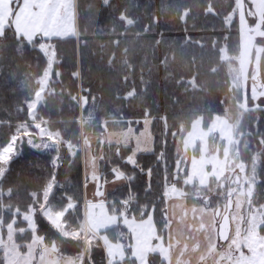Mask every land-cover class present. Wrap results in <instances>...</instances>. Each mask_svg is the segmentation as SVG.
Returning a JSON list of instances; mask_svg holds the SVG:
<instances>
[{"label":"trees","instance_id":"16d2710c","mask_svg":"<svg viewBox=\"0 0 264 264\" xmlns=\"http://www.w3.org/2000/svg\"><path fill=\"white\" fill-rule=\"evenodd\" d=\"M214 0H211L213 2ZM235 0H230V5L226 12H219L218 16L208 15L204 13V8L208 5L209 0H135V3L140 6V9L135 10L136 14L140 16L141 24L139 28H132L128 30V33L120 39V46L114 48L112 41L117 39V35L112 33V25L107 24L103 19H98L96 13L88 12L86 9L89 5L100 6L101 0H77L79 5L78 16V29L82 33V41L86 40L88 43L87 48L80 50V62L83 65L84 87L89 86L93 89V94L97 98L98 111L95 114V119L92 120L87 127H84L80 123L72 124H57L55 127L69 131L66 135L69 136L73 146L81 148L82 134L87 132H105L111 130H121L128 128L129 125L126 121L135 120L139 118L140 111L147 106L152 109V115L154 117L162 118L167 113L166 125L162 119H157L153 132L157 136L156 139V151H165L166 159H157L155 154L141 153L138 156L140 162L145 165H151V191H148L145 187L146 177L139 169L133 170L130 165L123 164L121 156H114L110 161V165L105 167V174L108 180L116 179L112 174L114 165H122L129 172L134 173L136 178L132 181H128L122 187H119L108 196V205L110 211L118 212L122 214L124 206L138 215L139 209L142 205H150L153 201L156 202L158 209L167 206V197L165 202H161V182L165 177V165L167 166L168 179L173 183L179 185L181 188L184 186L182 183L183 176L187 175L181 169V178L175 179L174 173L176 168V162L180 160L184 149L182 144L179 145L180 139L190 131L195 120L202 118L205 128L212 124V120L219 116L226 114L229 109L234 117L239 118L241 113H236L239 110L238 104L243 100L242 91L236 89L233 86L229 67L227 62L222 59V52L225 46L232 54H237L240 51V27L239 21L231 25L229 31L227 22H225V16L231 11ZM149 6L147 13L143 12L144 6ZM191 8V16L189 17V33L193 39L202 37L206 44L204 48L191 46L188 49H181L176 47L175 49H169L167 55L169 56L170 64L169 71L173 73L174 79L165 80L166 75L164 67L159 66L153 69L151 77L152 83L150 85L148 94L144 97L145 103L140 104L139 100L128 102L120 101L116 102L113 99V94L121 90L123 85L120 82L119 77L127 74V69H123L121 60L123 59L121 52L124 47H129L130 51L135 54L131 57V63L135 66V71L131 73L132 78L136 80L137 89L143 88L139 85L141 60L147 53L149 65L160 64V60L163 59L165 54L164 45L155 53V59L152 58L151 41L160 32H163L164 37L169 40L182 41L184 38L183 24L178 19V15L184 8ZM159 18V24L155 26L156 32L150 33L148 36L137 39L135 33L138 30L143 29V25L151 23L152 15ZM195 22L196 27L192 28L191 24ZM213 28L215 31H213ZM123 28L119 27L117 22V33L122 32ZM227 36V38H225ZM212 37H218L219 43L216 45V50L212 48ZM58 38L53 39V43H56ZM264 38L261 39V42ZM264 43V42H263ZM58 62L60 63V70L65 74L62 77V84H54L49 87V90H55L59 92L63 89L65 92L68 90V86H71L72 91L78 90L79 81L74 80L71 77V72L76 70L78 54L75 48V37L72 38L71 43L61 42L58 45ZM112 52L116 53V64L120 68L119 72H109L107 70V61ZM24 58L16 56L13 49H9L5 54V59L0 60V63L4 64L3 68H0V143L3 142L4 134L8 131L6 123L11 121L15 123L18 119H24L25 113L22 111L16 114L15 107L19 104L27 95L23 87V74L27 73L31 77V84L33 91L38 87L35 81L40 78L43 69L45 68V61L41 58L37 60V56L41 55L37 51L29 49L25 53L19 54ZM196 57L195 70L199 73L197 83L203 90L192 92L189 89L188 92L183 90V85H177L176 80L184 77L190 79L191 70L186 67L187 61L192 57ZM103 57V61H101ZM174 57V59H173ZM144 65L145 79H148V67ZM16 72L17 78H10V72ZM21 77V79H20ZM102 81V86H101ZM131 83V82H130ZM15 89V91H13ZM130 90V89H129ZM119 95H125V92H119ZM64 100V107L62 113L53 111L51 113L54 120H72L74 119L73 111L75 105L68 102L67 96H56V100ZM264 100V99H262ZM223 101V103H221ZM126 107L123 112L116 114V108L118 104H124ZM128 103L130 104L127 107ZM86 115V113H85ZM45 118H48V114H45ZM257 120L259 121L257 127ZM121 121H124L123 123ZM137 126L132 124L130 126ZM243 129H246L251 133L248 135V141H250V148L259 149L260 156L262 157L261 171H260V193L264 194V146L259 143V137L264 134V111L248 110L245 112V118L243 122ZM165 127L167 128V145L166 149H162L161 138L164 137ZM183 140V139H182ZM182 143V141H181ZM199 150V144L196 145ZM110 149L115 147L117 152L121 155L126 154L129 148L125 146L109 145ZM24 157L19 159L13 170V175L16 178V184L20 185L19 191H15V185H13L12 195H8L7 184L0 185V217L2 218V229L4 233H8L7 225L11 224L18 228H27L25 232L18 231L16 233V240L20 242L21 248H25V244L28 241H32L34 235L39 233L45 237L47 243L55 241L56 245L60 247L63 252L77 253L82 251L84 245L83 239L78 241L81 244L78 245V241L66 242L65 244L59 242L62 237L58 231L52 227L50 222L45 218V215L41 214V206L43 204V198L37 200L30 192H39L44 178L47 175L45 170L40 167H32V164L38 163L47 165L50 159L47 151H38L31 149L29 146L24 145ZM199 154V151L198 153ZM246 154V153H245ZM249 156L247 160L250 162L252 156ZM189 154L186 155L188 157ZM244 156V155H243ZM245 157V156H244ZM189 158V157H188ZM68 152H64V168L60 169L57 179L61 182L65 180L66 175L71 171L72 185L68 186V191L73 193L77 200L80 202L79 206L74 212H68L65 216L67 221V228H81L85 222V201L83 184V164H82V152H80L70 170L67 165ZM187 187V186H186ZM188 190L190 186L187 187ZM136 195V200H131L130 196ZM191 195L188 197L189 204H195V201L191 199ZM127 201V203H124ZM53 203L57 208L63 206V201L59 198ZM35 204V212L37 213L36 221L39 223V228L34 230L29 227V221L25 217L26 214L32 212V206ZM156 222L161 231L163 220L159 213L156 217ZM84 227V226H83ZM127 227L121 223L106 229L104 232L113 240L125 241V246L128 253H131L132 248L128 247L131 238L129 240L123 239L118 232L125 230ZM166 232V231H165ZM63 242L65 239H62ZM77 242V243H76ZM75 243V244H74ZM72 244V245H70ZM80 247V248H79ZM91 253V259L95 264H106V250L104 249L102 240L96 243ZM3 254H0V264H5L2 258ZM85 264H88L85 261ZM115 264H137V260L134 258H127L122 262H116Z\"/></svg>","mask_w":264,"mask_h":264},{"label":"snow or ice","instance_id":"6c2138e0","mask_svg":"<svg viewBox=\"0 0 264 264\" xmlns=\"http://www.w3.org/2000/svg\"><path fill=\"white\" fill-rule=\"evenodd\" d=\"M149 6L145 5L143 12L146 14ZM225 7H227V0H225ZM140 9V6L135 3V0H101L100 6L89 5L86 11L96 13L98 19H103L107 24L112 25V33L117 35V39L112 41L114 48L120 46V39L128 33L129 29L139 28L141 24V19L135 10ZM7 11L9 15V23L0 27V60L5 59L6 52L11 48L15 51L16 56L24 58L22 53H25L29 49L37 51L41 55L37 56V60L43 59L45 61V68L39 79L35 81L38 87L33 91L31 84V77L27 74H23V87L28 91L27 95L19 104L15 107L16 114L20 112L25 113L24 119H18L15 123L11 121L6 123L8 131L4 134L3 142L0 143V185L7 184L8 195L11 196L13 192V185H15V191H19L20 185L16 184V178L13 175L14 167L16 166L19 159H22L25 155L24 145L29 146L31 149L38 151H47L49 153L50 159L47 165H42L38 163H33L32 167H40L42 170L47 172L44 182L39 192H30L37 200L41 197L43 198V207L41 209V214L48 217L49 222L57 221L62 224L63 228H58L57 230L63 236L65 240L75 239L71 234L67 233V221L64 219L68 212H74L79 206V201L76 196L68 191V186L72 185L71 171L66 175L63 182L57 179L60 169L64 168V152H68L69 163L67 167L71 170L73 164L75 163L77 155L81 152V148L78 146H73L68 135V129H60L55 127L57 124H72L80 123L84 127L95 119V114L98 111L97 108V96L93 94V89L91 86L84 87V76H83V65L80 62V50L82 48H87L89 45L86 40L81 39L82 33L77 27V19L79 16V5L77 0H0V15H3ZM191 8H184L182 12L178 15V19L183 24L184 38L182 41L173 40L169 41L164 37L163 32H160L151 41V52L152 58L155 59V53L164 45V56L160 60V64H150L148 60L147 53L144 55L143 60H141V71L139 78V85L143 88L137 89L136 80L132 78L131 73L135 71V66L131 63V57L135 54L130 51L129 47H124L121 55L123 59L121 60V65L123 69H127V74L119 77L123 88L116 91L113 94V99L116 102L120 101H136L139 100L140 104L145 103L144 97L148 94L150 85L152 83L151 77L153 74V69L163 66L165 70V80L174 79L173 73L169 71V56L167 52L169 49H175L179 47L181 49H188L191 46L204 48L205 40L200 37L198 39H193L189 33V17L191 16ZM204 13L206 16L213 15L218 16L219 12L212 5L211 0H209L208 5L204 8ZM264 15V11L261 12ZM15 20H12V17ZM258 17L253 16L251 18L252 23L248 27V35L251 37L254 33H259L264 31V20L260 24L256 25V20ZM117 22H119V27L123 28L122 32L117 33ZM231 20L227 22L229 31L232 25ZM159 24V18L154 14L152 15L151 23L143 25L142 30H138L135 33L137 39L148 36L150 33H155V26ZM192 28H195V22L191 24ZM213 31L215 29L213 28ZM75 37V48L78 54L76 70L71 72V77L74 80L79 81L78 90L72 91L71 86H68V90L65 92L61 89L59 92L55 90H49V87L54 84H62V77L65 74L60 70V63L58 62V45L63 43H71L72 38ZM58 38L56 43H53V39ZM227 38V36H225ZM212 48L216 50V45L219 43L218 37H212ZM174 59V57H173ZM103 61V57H101ZM116 53L112 52L107 61V70L109 72H119L120 68L117 66ZM144 65H149L148 67V79H145ZM4 64L0 63V68H3ZM186 67L191 70L190 79L176 80L177 85H183V90L188 92L191 89L192 92L202 91L203 88L198 85L197 80L199 73L195 70L196 68V57L193 56L191 60L187 61ZM10 78H17V73L10 72ZM21 79V77H20ZM131 82V83H130ZM102 86V81H101ZM235 86V82H234ZM130 89V90H129ZM15 91V89H13ZM119 92H125V95H119ZM61 97L67 96V100L70 104L75 105L73 111L74 119L65 121L52 119L51 113L56 111L57 113L63 112L64 100H56V96ZM264 99V83L254 84L252 89V100L256 103V111H264V107L259 105V100ZM223 103V101H221ZM247 105V95L245 94V106ZM130 104L128 103L127 107ZM126 107L125 103L118 104L116 108V114L123 112ZM48 114V118H45V114ZM86 113V115H85ZM139 118L135 120L126 121L128 126L127 134L124 136L125 147L129 148L126 154L121 155L118 151L117 155L121 156L123 164L130 165L133 170L139 169L143 172L146 177V189L151 191V175L152 168L151 165H145L140 162L138 156L141 153H151L157 156V159H166L165 151H156V139L157 136L152 132L153 125L157 119H162L165 123L167 122V113L160 118L154 117L152 115V109L145 106L140 114ZM122 123L124 121H121ZM135 124L136 129L130 125ZM259 121L257 120V127ZM167 128L165 127L164 137L161 138L162 149H166L167 145ZM251 135V133H249ZM134 139V144H128L129 140ZM98 143H103V141L98 140ZM259 143L264 146V134L259 137ZM143 145V147H142ZM150 145V146H149ZM88 146L91 144L88 142ZM206 160V158H205ZM202 160L198 165L194 160L192 163V168L195 173H198L200 168L207 170L209 164ZM122 165H114L112 169V174L116 179L132 181L136 178L134 173L129 172ZM176 168L174 177L179 180L181 178V169L179 167V161L176 162ZM243 171L244 166L241 165ZM167 173V166L165 165V177L161 182V202H165L167 196V190L173 184L172 180H169ZM189 179H184L183 182L186 184ZM89 180L93 182L94 186V199L92 201H85L87 207L91 209L89 213V219L87 221V228L91 232H96L99 227L102 226V221L107 215V210L103 207V202H97V197L101 198L104 196L106 191L107 180L100 174L97 167V160L93 157H87L83 162V184L82 187L86 190L89 186ZM248 181L245 180V183ZM235 183H240L239 178ZM231 194V193H230ZM60 199L63 201V206L57 208L53 201ZM127 203V201H124ZM31 219L34 224L35 229L39 228V223L36 221L37 213L34 211L35 204L32 206ZM208 212L207 207L202 208H192V220L195 221L200 219L199 224L189 223L187 228L189 231H204L209 226L203 223V215ZM159 213L161 219L163 220L162 228L167 230L171 227V220L169 219L167 206L158 209L157 204L153 201L150 205H142L139 209V219L136 213H133L131 217L127 215V210L122 213L125 218V222L128 223L129 220L131 224L130 228H133L135 232H143L148 229L156 228V217ZM199 214V216H198ZM217 216L219 213H215ZM185 212L184 216L187 217ZM229 216L231 212L229 210ZM27 222V217H25ZM225 223V218H221L219 224H213L212 227L215 229L217 240L228 239L223 231V224ZM227 223L231 225L230 219ZM56 225H53L55 227ZM78 231H84L82 226ZM239 236V234H237ZM136 239V237H134ZM242 239V237H241ZM152 241H158L159 243L156 247L160 248L162 251L165 247H170L164 242V237L160 235V229H156L155 235L151 236ZM45 237L39 235L35 237L34 241L26 243L24 250H20L19 245H16V252L18 253L14 261H9L8 256L12 255L9 251L7 255L4 256L5 264H60L59 260H47L45 258V253H42L37 257L34 253L38 250H32V243H43ZM140 243V240H137ZM239 240L234 238L232 245L229 248V252L235 248L236 254H233L231 258L228 256H220L219 264H264V260L258 258H251L245 260L243 258V248L244 245L241 244L240 247L236 245ZM53 247L48 256L53 253L58 252V246H55V241H53ZM0 247H6V245H0ZM128 247L136 248V244H129ZM187 247V246H185ZM198 245L195 248L198 250ZM213 249L215 245H210ZM260 249L264 250V242H259ZM254 251L252 247H248V252ZM134 255L139 254V249L133 253ZM85 260L88 264H95L94 260L91 259L90 254L80 257L79 259L75 257H67L64 259L63 264H85ZM167 264H171L170 257L165 256ZM142 264H146L144 257L141 256ZM107 264V262H106ZM179 264V262H178Z\"/></svg>","mask_w":264,"mask_h":264},{"label":"rangeland","instance_id":"374dc122","mask_svg":"<svg viewBox=\"0 0 264 264\" xmlns=\"http://www.w3.org/2000/svg\"><path fill=\"white\" fill-rule=\"evenodd\" d=\"M211 3L216 8L217 11L224 13L226 12L227 8L230 5V0H227V7H225V0H214ZM262 11H264V0H235L233 6L231 7V11L227 13V15L225 16V22H228L229 20H231L233 21L232 22L233 24L235 20L239 21V27H240V33H241L239 53L237 54L230 53L227 46L223 48V52H222V59H224L228 64L233 86L235 82L234 87L236 89H240L243 95V100L238 104L239 110L236 113H243L248 110L256 109L257 105L252 100L253 85L264 83V43H263L264 41L261 42V39L264 38V31H261L259 33H254L251 37L248 35V27L252 23L251 18L253 16L258 17V19L256 20L257 26L260 24L262 20H264V15H261ZM245 94L247 95V105L246 106H245ZM259 105L261 107H264V100L262 99L259 100ZM231 113L232 112H230L229 109H227L226 114H231ZM212 121L213 122L209 126V128H205L203 119L197 118L192 128L190 129V131L187 132L185 136H183V138L180 139L179 145L182 144V147L184 149L182 157L179 160L180 169L184 168V164L186 163L187 154H189L188 157L190 159V161L186 163L185 168H184V170L186 169L185 171L187 172V175H185V177L183 176L182 178L183 180L188 179V178H191V179H189V182L186 184L182 181L184 186H182L181 188L179 187V185L175 183H173L172 186L168 188L167 196H166L167 205L169 204L170 200L171 202L173 201L174 197H182V196L184 197L185 196L188 198L189 195H191L192 197L191 199L193 201L198 200V199L200 200L198 207H201V208L206 207L205 204L202 203L203 202L202 200L207 195H209L210 192H213L215 185L217 183L219 184L218 181L219 179H221L222 176L226 177L225 173L227 172V170L223 169V165L226 166V160H224L223 158H220L219 155H223V157H226V159L228 158V156L235 155V152L233 154V150L235 146L234 144L235 142H237V140H236V136L234 132V122L230 120V118L227 115H219L215 117ZM131 127H134L136 129L134 125ZM121 130H111L110 129L109 131L118 132ZM109 131H105V132H109ZM105 132L85 131L81 136V139H82L81 152H82V164H83L84 155H85L84 146L85 147L88 146V142H90L91 148L90 147L89 148L93 152L95 158L97 157L96 158L97 167L99 170H101L100 174L108 181V178L106 177V174H105L106 171L104 169L107 165H110V161L113 159L114 156L117 155V150H116L117 148L113 147L110 149L109 145L114 144L115 146H120V145L122 146L123 144H118V143L108 144L107 143L108 139H104V136L106 135ZM152 132H153V128H152ZM214 132L221 133V137L216 139V137L213 134ZM211 135H212V138H211ZM98 140L103 141V143H98L97 142ZM197 144H199L200 150L196 146ZM198 151H199V154H197ZM194 160L196 161L198 165L200 164L202 160H205V162L209 164V167L207 168L206 171L203 170V168H200L199 172L195 173V178H192L194 176V170L192 168V163ZM213 165H214V168L212 169ZM241 165L235 166L232 172H234L235 170L242 171ZM228 175H230L229 171H228ZM215 176L217 177L216 180L212 182V184H210L211 179ZM123 182L124 180L120 181L119 183H123ZM127 182L128 180H126V183ZM123 185L119 187H122ZM186 186L187 187L190 186V189L188 190ZM85 192L86 190L84 191V201L86 198ZM229 192L230 190H228V193ZM110 193L111 192L107 194V199H106L107 202H109L108 196ZM194 194L199 196V198L196 199ZM130 199L135 201L137 199L136 195L130 196ZM42 207H43V204L41 206V209ZM215 209L216 207L215 208L211 207V208H208V211H213V210L215 211ZM125 210H127V212L129 211L130 215L132 216L133 212L124 206V209H122V212H124ZM31 214L32 212H29L28 214H26V216L29 221V227L32 228L34 230L33 232L35 233L36 229L32 222ZM108 214L110 213L107 211V215L104 217V220H103V225H105L106 227H112L113 223L115 222V216L112 217L111 215H108ZM137 217L139 218V215H137ZM45 218L48 220L47 216H45ZM249 218H250L248 221L249 227L248 229H246L248 230L246 232V230H244L245 225L242 221L241 213H238V211L235 212L234 219L236 222H234V227L232 230L233 233L230 239L228 240V242L223 248L221 249L217 248L213 252V254L210 256L211 259L209 263H204V264H219L220 256L224 255V256H228L229 258H231L233 254H236L235 248L232 249L231 253L229 252V248L232 245L234 238L239 240V243L236 245L237 247H240L241 244L244 245L243 258L245 260H249L253 257L258 258L260 260H264V250L260 249L259 242L257 243L255 240L253 241L254 244L253 245L251 244V240L253 238H256V235H255L257 232L256 229L258 225L261 224L262 217L261 215H257L251 212V215ZM169 219L171 220V225H174L175 218L169 216ZM123 223L124 222H122L121 224ZM126 227L128 228H126L125 230H122L121 232H118V234L123 239H127V240H129V238H131L132 240L133 236L136 237L135 241H136L137 247L135 250L137 251V249H139V254H136V255L138 258H140V260H141V256H143L146 264H152V260L154 262H157L156 257H151V254H154L155 251L157 250L158 252L162 253L164 257L167 255L168 257H170V260H172L171 257L176 253V250L178 248V245L176 244L175 240L169 242L170 247H165L163 251L160 248L156 247V245L159 243L158 241L151 240V236L155 235L156 229H159L158 224H157L158 228L148 229L143 232H135L133 228H130V226H126ZM7 229L9 230V236L6 240L7 241L6 250H7V253L9 251L12 252V255L8 256V260L14 261L18 255V253L16 252V245L19 244V242L16 241L15 239V234L18 231L25 232L27 228H24V227L18 228L16 226H12L11 224H9L7 225ZM76 229H80V228H76ZM76 229L67 228L66 231L67 233L75 237L74 231H76ZM165 231L167 232L168 229L164 230L162 228L160 231V235L165 237L167 235ZM58 233L60 234L59 231ZM237 234H239V236ZM262 235H263V240H264V234ZM60 236L62 237V239H64L61 234ZM103 237L105 241L107 242L108 248L110 249L108 256L110 258L109 261H111L112 264H114L116 260H118L117 258H121L119 256L123 255L122 258L128 257V254L126 255V252L128 251L127 248H126V252L124 250L125 241L119 240V242L117 243L113 242L108 234L104 235ZM62 239L59 242L63 244H65L66 242H68L69 244V242L73 243L74 240L78 241V239L79 240L83 239V241L85 242L81 249H84L87 252L86 255L90 254L91 256V253L93 252L92 249L96 245V243L99 241L100 238L97 237V235H91L90 233L88 235V232L84 233V231H81L79 232L78 236H76L75 239L64 240V242ZM137 240H140V243H137ZM149 242L153 243L154 248H152L151 250L152 252L150 251V248H148ZM77 246L81 247L80 242L78 243ZM248 247H252L254 251L249 253ZM47 252L50 253L51 249H48ZM67 257L68 256L63 257L60 254H56V253H53L51 256H48L46 254L45 256V258L49 261L59 260L60 264H63L64 259ZM69 257L76 258L75 255L69 256ZM129 258H132V257H129ZM159 258L161 259V256ZM225 264H227L226 261H225Z\"/></svg>","mask_w":264,"mask_h":264},{"label":"crops","instance_id":"0c3cea01","mask_svg":"<svg viewBox=\"0 0 264 264\" xmlns=\"http://www.w3.org/2000/svg\"><path fill=\"white\" fill-rule=\"evenodd\" d=\"M12 20H15V17H12ZM9 23V15L7 13V11L4 12L3 15H0V27H2L3 25H6ZM77 27H78V19H77ZM134 128V127H133ZM135 129V128H134ZM128 129H123L121 131L115 132V131H109V132H105V136L104 139H108V144L110 143H118V144H123V146H125V141H124V136L127 134ZM106 137V138H105ZM134 137L132 140L128 141V144L131 145L132 143L134 144ZM105 143V142H104ZM150 146V145H149ZM143 147V145H142ZM84 161L87 157H93L94 154L93 152L90 150L89 146H84ZM95 157V156H94ZM97 158V157H96ZM101 170H99L100 172ZM120 179H112L111 181L108 180L107 185H106V191L103 197L101 198H96L97 202L99 203L100 201L103 202V207L110 213L108 215H111L112 217L115 216V222L113 223V226L119 225V223L124 222V226H129L131 224V221L129 220L128 223H125V218L123 214H119L118 212L115 211H110L108 202H107V194L109 192H111L112 190L118 188L119 186L123 185L126 183V180H124L123 183H119ZM118 183V184H117ZM111 187V188H110ZM85 201H92L94 199V186H93V182L91 180H89V186L86 189L85 192ZM196 207V208H201V207H197V206H193L190 205L188 203V198L187 197H174L173 201L169 202V204L167 205V208L169 210L168 214L171 217L175 218V222L174 225H171L170 228H168V231L166 232V236L164 237V242L166 245H169V242L175 240L176 244L178 245V248L176 250V253L171 257L172 260L171 264H204V263H209L210 262V256L213 254V252L217 249L218 245H217V236H216V232L215 229L212 227V225L216 222L215 217L213 215L212 211H208L206 214L203 215V223L207 224L209 227L207 229H205L204 231H189L187 228V224L189 223H194V224H199L201 221L200 219H197L195 221L192 220V208ZM91 209L89 207L86 206L85 204V213H86V217H85V222H84V233L88 232L91 235H97V237H99L102 242H103V246L104 249L106 250V261L107 264H112L111 261H109V248L107 245V242L104 239V235H106L107 233H105L104 231L108 228L111 227H106L105 225H103V221H102V226L99 227L97 229L96 232H91L90 230H88L87 228V221L89 219V213H90ZM185 212L188 214L187 217L184 216ZM124 213V212H123ZM127 215L129 217H131L130 212H127ZM199 216V214H198ZM139 219V218H138ZM49 220V219H48ZM104 220V219H103ZM53 227V225H56L54 228L58 229V228H63L62 224H59L57 221H52L50 223ZM3 225H2V218L0 217V245H6L7 244V238L9 236V232L6 234L4 233V229H2ZM128 228V227H127ZM156 228L157 224H156ZM79 229H76V231H74V236H78ZM78 233V234H77ZM87 234V233H86ZM132 234V232H131ZM193 235V236H191ZM37 235H34V238L32 239V241H34L35 237ZM133 236V235H131ZM111 238V237H110ZM15 239H16V234H15ZM113 242H119V240H113L111 239ZM17 241V240H16ZM32 241H28L32 242ZM85 242V241H84ZM130 244H136V241L134 239L131 240ZM19 248L20 250H24L21 248V243L19 242ZM195 245H198V250L195 248ZM210 245H215V248L213 249L212 247H210ZM53 242L52 243H47L46 241H44L43 243H32L31 244V249H29V251L35 250L38 248L37 251H35V255L39 256L42 253L46 254L48 253L47 250L48 249H52L53 247ZM55 246L56 243H55ZM187 246V247H185ZM125 252H126V246L124 247ZM148 248H150V251L152 250L153 247V243L149 242ZM7 245L6 247H0V254L2 255V258L4 259V256L7 255ZM136 248H132L131 253L129 254L128 251L126 252V255L128 254V257L122 258V256H119L121 258H117L118 260H116V262H122L124 260H126L129 257L134 258L135 260H137V264H142L140 258L137 257V255H134L133 253L136 252L135 250ZM152 252V251H151ZM86 251L84 249H82V251L77 252V253H69V252H63L60 247L58 246V252L56 254H60L61 256L65 257V256H73L75 255L76 258H80L86 255ZM161 256V259L159 258ZM151 257H156L157 262H154L152 260V264H167L165 257L162 255V253L155 251L154 254H151ZM152 259V258H151ZM163 259V260H162ZM207 260V262H206ZM115 262V263H116ZM5 263V260H4ZM114 263V264H115Z\"/></svg>","mask_w":264,"mask_h":264},{"label":"flooded vegetation","instance_id":"af4514ba","mask_svg":"<svg viewBox=\"0 0 264 264\" xmlns=\"http://www.w3.org/2000/svg\"><path fill=\"white\" fill-rule=\"evenodd\" d=\"M224 115H227L230 120L234 122V132L237 140V142H235L234 144L235 146L233 150V154L235 152V155L228 156L227 159L226 157H223V155H219L220 158L226 160V166L223 165V169L227 170V172L225 173L226 177L222 176L218 181L219 184L217 183L215 185L213 192H210V194L202 200L203 202L201 201L207 208L216 207L215 211H212L216 220L215 224H219L221 218L230 219L231 221L230 236L225 241L224 245H221L220 240H217V248L220 249L226 245L233 233L232 230L234 227V222H236L234 219L236 211H238V213H241V218L245 225L244 230L248 229L249 227L248 221L250 219L249 217L251 215V212L257 215H261V224L258 225L256 229L257 232L255 234L256 238H253L251 240V244L253 245V241L255 240L257 243L261 241L264 242L262 235L264 234V194L260 193L259 188V183L261 181L260 171L262 162V157L259 155L260 150L258 148H250L251 144L250 141H248L249 131L243 129L242 125L245 118V112L241 113L239 118L234 117V115L232 114ZM213 134L216 139L221 137V133L214 132ZM245 153L252 156V160L250 162L247 160V157L249 158V156H247ZM189 161L190 159L186 157V163ZM241 164L244 166L243 171L235 170L234 172H232L235 166H239ZM213 168L214 165L212 169ZM228 171L230 172V175H228ZM216 178V176L213 177L210 184H212V182H214ZM237 178H239L240 183H235ZM245 180H247L248 182L245 183ZM228 190H230L229 193ZM194 196L196 199L199 198V196H197L196 194H194ZM199 202V199L195 200V204L192 205L198 207ZM219 207L221 208L220 213L218 212ZM229 210L231 212V216H229ZM215 213H219V215L217 216ZM247 231L248 230H246V232Z\"/></svg>","mask_w":264,"mask_h":264},{"label":"water","instance_id":"95a60500","mask_svg":"<svg viewBox=\"0 0 264 264\" xmlns=\"http://www.w3.org/2000/svg\"><path fill=\"white\" fill-rule=\"evenodd\" d=\"M185 165H186V163L184 164V168H185ZM184 168L182 169V171H184ZM218 212H219V213L221 212V208H220V207H219ZM227 220H229V219H225V223L223 224V231H224L225 235H227L228 238H229V236H230V232H231V231H230V229H229V225H228V223H227ZM224 243H225L224 240H220V244H221V245H224Z\"/></svg>","mask_w":264,"mask_h":264}]
</instances>
